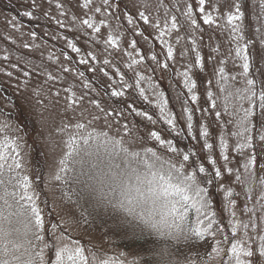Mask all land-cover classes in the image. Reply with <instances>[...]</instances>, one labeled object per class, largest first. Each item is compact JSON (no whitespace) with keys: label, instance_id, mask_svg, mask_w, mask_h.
<instances>
[{"label":"rangeland","instance_id":"rangeland-1","mask_svg":"<svg viewBox=\"0 0 264 264\" xmlns=\"http://www.w3.org/2000/svg\"><path fill=\"white\" fill-rule=\"evenodd\" d=\"M116 2L117 5L112 0H108L107 4L104 0H92L84 7L85 0H0L1 84L15 102L22 101L29 113L36 117L41 137L51 149L48 154L51 159H55L54 153L63 149L68 139L69 130L65 126L76 132L75 124L83 123L86 125L81 132L83 135L88 132H106L107 139L122 140L123 146L130 152H139L143 156L151 149L161 161L177 166L185 164L186 172L196 173L201 186L207 188L209 211L215 213L216 221L211 229L215 235H208L207 243L202 245L206 257L197 247L201 258H197L194 264H226L229 262L227 249L237 241L253 251L252 257H241L247 264H253L251 259L260 257V236H264V200H261L264 187L259 183L260 178L264 177V142L259 139L264 134V128L261 127L264 117L254 118L255 127L251 133L254 146L238 151L237 144L243 141L233 135L238 128L236 117L230 115L237 101L226 100L227 92L222 89L235 91L246 87L243 60L235 55L236 48L245 45L250 63L248 78L264 81V11L260 8L264 0H206L205 13L199 11L198 0ZM236 4L240 6L245 23L239 32L234 33L233 26L227 23V16L236 12ZM188 5L192 6L191 19L196 20L195 26L185 15ZM96 8H100V11L97 12ZM26 13L34 14V21L39 20L35 32L13 16H29ZM140 13L147 17V23ZM204 14H211L213 24L203 22ZM173 16L176 17L175 29L171 28ZM129 17L131 24L128 22ZM87 19L91 20L92 28L83 24ZM106 20H112L107 27ZM239 21L241 19L234 21V25ZM96 27H99L100 32L94 31ZM72 28L78 30L66 38L64 33H69ZM161 31L165 32L163 36L160 35ZM109 36L116 40L115 46L107 43ZM233 36L242 39H233ZM133 41L135 48L131 46ZM69 43L75 45L79 52L73 51ZM169 46L173 50L171 59L167 55ZM197 54L199 64L196 63ZM82 60L87 61L83 67H93L95 64L97 72L89 74L77 71L74 62L78 64ZM105 60L109 63L105 64ZM185 72L188 73L189 81L196 84L191 91L185 83ZM85 84L88 87H84ZM113 91L122 95L113 96ZM193 95L197 97L195 102L192 101ZM161 98L167 102L165 116L173 119L174 127L162 118L158 107ZM93 101L99 103L100 107L97 108ZM214 102L215 108L212 106ZM247 106L245 103L244 107ZM0 107L3 113L5 110L2 107H11L12 110V103L1 94ZM185 109H189L192 115L191 134L188 129L189 112ZM27 115L35 134L34 119ZM5 116L12 118L9 113ZM148 116L152 119L149 120ZM2 120L0 117V128H3L0 139L4 135L17 139L22 145V157L26 150L23 138L9 129L11 125L8 122ZM21 130L29 139L32 137L29 129ZM202 130L208 132L207 137L201 135ZM153 132L159 135L160 140L152 137ZM205 140L212 144L211 150L203 147ZM221 140L228 145L226 149L222 148ZM170 148L177 151L172 152ZM183 155H189L187 162L182 160ZM225 155L228 156L227 161L224 160ZM251 156L256 157L250 170L255 183L249 191V185L242 183V180L244 165ZM39 157L43 163L40 154ZM209 157L216 161L215 166L208 162ZM21 162L22 168L30 170L29 158L25 164ZM94 162V158L85 156L82 164L70 163V170L62 173L65 181L74 176L79 179L83 213L89 217L95 216L102 223L101 230L105 236L96 234L93 228H88L92 234L90 230L82 231L80 221L70 223L65 229H69L85 248L86 255L87 250L91 249L101 259L111 258L122 264H171L179 252L176 247L181 241L173 245L170 241L164 244L161 240L160 246H153L155 248L148 255H137L132 248H125V245L130 247L132 238H146L150 234L135 221L129 223L124 213L100 205L99 194L86 188L89 181L87 175L81 173H88ZM200 165L205 167V173L198 172ZM216 168L221 171L219 178L215 177ZM59 169L55 164L52 171L57 172ZM237 174H240L241 181L236 179ZM27 175L31 180L30 171ZM33 178L36 188L45 195L43 200L32 184V192L38 195L36 203L42 210L45 232L47 223L50 226L46 240L54 242L51 225H56L57 230L63 229L49 220L48 210L52 211L61 205L67 206L72 212L75 204H69L67 193L55 190L50 177L41 170L35 172ZM207 180H212V183H205ZM229 188L233 195L226 197ZM59 198L65 204L59 203ZM229 201H233L234 205L230 207ZM246 208L249 211H245ZM232 212H235L234 216ZM224 220L229 232L223 231ZM245 224L249 225L247 229L244 228ZM233 225L237 226L236 237L232 236ZM45 232L42 233L44 236ZM226 235L231 240L225 243L223 237ZM218 242L225 250L221 258L212 252ZM46 255L50 260L54 259L52 252ZM262 259L264 264V257ZM230 264H235V261H230Z\"/></svg>","mask_w":264,"mask_h":264},{"label":"snow or ice","instance_id":"snow-or-ice-1","mask_svg":"<svg viewBox=\"0 0 264 264\" xmlns=\"http://www.w3.org/2000/svg\"><path fill=\"white\" fill-rule=\"evenodd\" d=\"M91 2L92 0H85L84 7H87ZM104 3L107 4L108 0H104ZM205 3L206 0H198L201 13H205ZM234 7L236 12L227 16V23L233 26V32L237 33L240 29L239 26L234 25V21L242 19L243 13L240 11L239 4ZM260 8L264 11V2L261 3ZM95 10L99 12L100 8ZM26 15L30 16L31 13H26ZM185 15L195 26L196 20L191 19V5L187 6ZM140 16L147 23V17L143 13H140ZM128 22L132 23L131 17ZM203 22L208 25L213 24L211 14H204ZM83 24L89 28L93 27L90 19L84 20ZM176 27V17L173 16L171 28L175 29ZM94 31L99 32V27L94 28ZM164 34V31L160 32L161 36ZM233 39H242V37L233 36ZM107 43L115 46L116 40L109 36ZM131 46L135 48V41ZM69 47L73 51L79 52L75 45L69 43ZM167 55L169 59L173 56L170 46L167 48ZM235 55L243 60L242 67L246 87L235 91L225 88L222 91L227 92L226 100L235 99L237 101L230 115L236 117L235 122L238 128V131L233 135L239 136L243 141V143L237 144L239 151L254 146L251 135L255 127L254 118L264 117V81L258 82L255 78H248L250 63L246 45L237 47ZM152 59L155 60L156 57L153 56ZM86 62L81 61V63ZM104 63L107 64L109 61L105 60ZM133 63H139V61H133ZM196 63H200L199 54H197ZM64 70L68 71L67 68ZM101 71L103 70L101 69ZM220 71L223 73V69ZM80 75L82 76L83 73ZM183 75L186 86L191 91L196 87V84L189 81L187 72ZM232 79L235 80V77ZM84 87H88V85L85 84ZM112 95L119 96L122 93L113 91ZM196 100L197 97L193 95L192 101ZM93 103L97 108L100 107L99 103L95 101ZM245 103L248 105L247 107H244ZM212 106L216 107L215 102ZM158 107L165 122L174 127L173 119L165 116L167 102L161 98ZM185 111L189 112L188 129L191 134L192 115L189 109H185ZM140 115L146 114L140 113ZM219 115L218 112L217 116L219 117ZM148 119L151 120L152 117L148 116ZM85 127L86 125L83 123H76L77 131L72 132L68 125L65 126V129L69 130V136L65 141L67 150L64 158L60 160V171H69L70 163L82 164L85 156L94 158L96 162L91 164L89 172L81 173V175H87L89 183L86 184V188L99 194L98 203L100 205L124 213L129 223L135 221L150 235L159 240L170 241L173 245L194 237L203 238L206 235H215L211 231L216 221L215 213L209 211V193L207 188L201 186V182L197 180L196 173H187L183 163L177 166L174 163L161 161L160 157L151 149H148L143 156L139 152H130L123 146L122 140L107 139L106 132H88L87 135H83L81 132ZM261 127L264 128V120H261ZM0 132H3V128H0ZM151 135L156 140H160L159 135L155 132ZM201 135L207 137L208 132L202 130ZM259 139L264 142V134H261ZM221 146L223 149L228 147L223 140H221ZM21 147L22 145L17 142V139L9 138L7 135L0 139V264H122L119 260L111 258L101 259L98 253L91 249L87 250L88 254L86 255V250L80 245V242L71 239L63 232L59 236L53 232L54 242L49 244L42 234L45 232L44 218L42 210L36 203L37 197L32 192V181L28 175L21 171L23 167ZM203 147L211 150L213 146L205 140ZM170 151L176 152L177 150L170 148ZM255 159V156H251L248 163L244 165L245 175L242 183L249 185V191L252 190L255 183L253 173L250 171ZM182 160L187 162L189 155H183ZM224 160L227 161L228 156L225 155ZM208 162L213 166L216 164V161L211 157L208 158ZM228 171L231 172V169ZM198 172L205 173V167L198 166ZM220 175V169L216 168L215 177L219 178ZM56 179L60 180L61 176L57 174ZM236 179L241 181L240 174H237ZM205 183L211 184L212 180H207ZM259 183L264 187V177L260 178ZM232 195V190L227 189L226 197ZM261 200H264V196L261 197ZM233 205L234 202L229 201V206ZM245 211L249 210L246 208ZM232 215L234 216L235 212H232ZM248 227L249 225H244L245 229ZM52 228L55 229L56 225H52ZM236 235L237 226L233 225L232 236L236 237ZM228 239L227 236L223 237L225 243ZM165 250L167 251V246ZM47 252H52L54 259L50 260L46 255ZM212 252L216 257L221 258L225 250L219 246L218 242V246L213 248ZM259 253L264 257V236H260ZM227 255L229 262L226 264H230L232 260L235 261V264H247V261L241 257H252L253 251L237 241L227 249Z\"/></svg>","mask_w":264,"mask_h":264},{"label":"trees","instance_id":"trees-1","mask_svg":"<svg viewBox=\"0 0 264 264\" xmlns=\"http://www.w3.org/2000/svg\"><path fill=\"white\" fill-rule=\"evenodd\" d=\"M55 162L59 165V167L61 168L60 165V160L57 158H55ZM58 174L61 176V179L58 180V183L62 182L64 180V176L63 173L60 171V169L58 170ZM75 177V176H74ZM84 216L87 217V222L89 224H91V226H95L97 223V220L93 219L95 218V216L91 215V217L87 216V214L84 213ZM223 227L226 229V225L224 224ZM101 227H98L96 225V233H103V231L100 229ZM103 237L105 235L101 234ZM208 237H203L201 238L202 240L200 241V244L205 242L207 240ZM132 242H130V245H132V249L133 251H137V253H141L143 255H148V251H147V246L145 244H142L141 242L143 241V238L141 239H137V238H132L131 239ZM183 241V240H182ZM189 246L195 245V237L192 238L191 240L185 241ZM149 248V247H148ZM200 249V248H199ZM197 248V246H192L189 250L185 251L184 254L178 255L176 256L174 259L171 260V264H177V262H179V264H194L195 260L197 258H201L200 255V250L202 251V249L199 250ZM203 252V251H202ZM202 255H204V252L202 253Z\"/></svg>","mask_w":264,"mask_h":264}]
</instances>
